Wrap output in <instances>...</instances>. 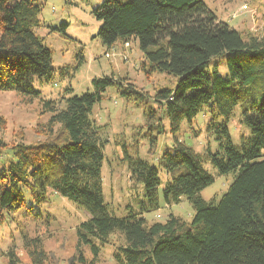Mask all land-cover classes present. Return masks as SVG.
<instances>
[{"label":"trees","instance_id":"trees-1","mask_svg":"<svg viewBox=\"0 0 264 264\" xmlns=\"http://www.w3.org/2000/svg\"><path fill=\"white\" fill-rule=\"evenodd\" d=\"M42 9L38 0H0V92L16 91L29 103L38 101L42 115L51 114L45 140L15 146L14 160L0 169V226L25 208L27 188L35 205L55 193L90 216L76 229V252L67 264H96L101 247L115 235L123 242L114 253L117 264H264V24L260 31L240 32L219 21L203 0H105L93 10L101 22L98 37L110 47L137 39L144 76L166 75L176 84L150 94L127 77L102 76L92 80L93 92L56 101L42 99L34 87L36 81L52 84L56 76L52 50L35 32L42 26ZM53 29L70 39L66 24ZM111 88L145 109L150 131L161 121L163 133L167 119L174 135L172 150L158 155L157 166L125 150L131 181L143 185L144 198L139 210L122 218L105 202L102 171L108 141L93 117ZM151 102L156 109L149 107ZM204 108L206 132L218 149L198 153L177 134ZM237 109L250 135L234 144L228 125ZM3 122L0 117V126ZM208 164L219 175L237 173L228 191L211 200L201 196L215 180ZM160 169L168 175L165 204L188 198L191 222L173 214L164 223L145 217L161 207ZM33 247L28 250L34 264H43L42 244ZM84 248L92 252L90 262Z\"/></svg>","mask_w":264,"mask_h":264},{"label":"rangeland","instance_id":"rangeland-1","mask_svg":"<svg viewBox=\"0 0 264 264\" xmlns=\"http://www.w3.org/2000/svg\"><path fill=\"white\" fill-rule=\"evenodd\" d=\"M103 1L105 0H38V4L43 5L40 14L42 26L36 28L35 32L51 48L53 67L56 70L52 84L34 82V87L40 92L42 99L61 101L63 98L93 92V79L111 75L127 77L137 88L149 91L150 94L154 93V89L175 86L176 80L173 77L161 74L144 76L141 70L143 55L137 39L129 43L118 40L110 47L98 37L101 22L95 18L93 10ZM203 2L219 21L228 23L240 32L262 30L264 0ZM61 24L67 25L66 34L70 39L64 38L62 32L52 30ZM155 106V103H149V107L156 109ZM93 113L101 127L103 138L108 141L105 145L102 171L105 202L113 215L122 218L131 210H139L138 202L144 198L143 185L131 181L124 161L125 150L132 156L139 152L140 158L157 166L158 155L164 150H172L174 135L167 119L163 121V133H159L158 125L161 121L155 122L153 131L146 128L145 109L127 103L115 88L108 91ZM238 114L239 109L228 125L234 144L240 143L241 135H250V129L239 121ZM206 116L207 109L204 108L191 125L184 122L177 134L180 140L198 153H204L208 149L215 152L218 149V142L206 132ZM0 117L4 120V124L0 126V142L7 145L0 147L2 169L14 160L15 146L31 145L45 140V134L49 133L47 122L51 114L42 115L38 101L29 103L16 91H8L0 92ZM198 131L201 134L195 137V132ZM151 137L158 140L156 145L152 144ZM206 168L215 180L201 192V196L205 200L221 197L228 191L237 173L219 175L210 164ZM159 176L162 181L159 189L161 207L145 214L147 220L164 223L173 214L185 222H191L194 210L188 198L183 197L179 203L166 205L162 190L168 175L160 169ZM24 198L25 208L8 215L5 224L0 226V264H34L28 248L33 250V245L38 242L42 244L43 264H67L68 259L76 252V229L90 216L55 193H52L48 202L40 206L34 204L27 188H24ZM122 243L120 235L113 236L110 244L101 247L96 264H117L114 253ZM91 253L88 248H84L87 262L93 258ZM12 259L14 263L10 262Z\"/></svg>","mask_w":264,"mask_h":264},{"label":"built area","instance_id":"built-area-1","mask_svg":"<svg viewBox=\"0 0 264 264\" xmlns=\"http://www.w3.org/2000/svg\"><path fill=\"white\" fill-rule=\"evenodd\" d=\"M243 8H244V9H247V6H244ZM126 45L128 46V44H126ZM107 57H109V55H107Z\"/></svg>","mask_w":264,"mask_h":264}]
</instances>
